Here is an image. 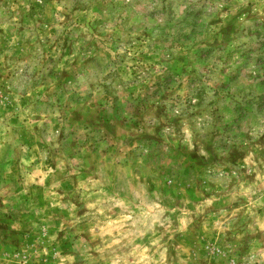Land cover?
I'll return each instance as SVG.
<instances>
[{
	"label": "rangeland",
	"instance_id": "obj_1",
	"mask_svg": "<svg viewBox=\"0 0 264 264\" xmlns=\"http://www.w3.org/2000/svg\"><path fill=\"white\" fill-rule=\"evenodd\" d=\"M0 264H264V0H0Z\"/></svg>",
	"mask_w": 264,
	"mask_h": 264
}]
</instances>
